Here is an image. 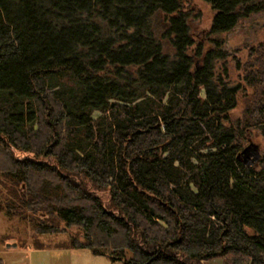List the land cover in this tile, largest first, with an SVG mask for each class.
Segmentation results:
<instances>
[{"label":"trees","instance_id":"trees-1","mask_svg":"<svg viewBox=\"0 0 264 264\" xmlns=\"http://www.w3.org/2000/svg\"><path fill=\"white\" fill-rule=\"evenodd\" d=\"M201 1L0 0V210L127 264H264V38L228 47L264 0Z\"/></svg>","mask_w":264,"mask_h":264},{"label":"rangeland","instance_id":"rangeland-1","mask_svg":"<svg viewBox=\"0 0 264 264\" xmlns=\"http://www.w3.org/2000/svg\"><path fill=\"white\" fill-rule=\"evenodd\" d=\"M207 11L209 6L195 0ZM264 12L254 14L235 31L228 34V47L239 48L242 62L248 58L251 46L264 38ZM241 71L233 69L238 79ZM245 95L241 98L237 112L244 113L247 106ZM69 233L36 234L27 220L11 217L0 210V264H127L124 260H113L108 255L95 254L90 248H74ZM16 243L17 246H9ZM211 264H223L222 258H215Z\"/></svg>","mask_w":264,"mask_h":264},{"label":"water","instance_id":"water-1","mask_svg":"<svg viewBox=\"0 0 264 264\" xmlns=\"http://www.w3.org/2000/svg\"><path fill=\"white\" fill-rule=\"evenodd\" d=\"M243 159L244 163L246 165H252L259 157V151L257 146H255L254 143H250L244 150H243ZM17 246L16 243L14 244H9V246Z\"/></svg>","mask_w":264,"mask_h":264}]
</instances>
